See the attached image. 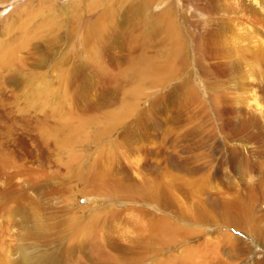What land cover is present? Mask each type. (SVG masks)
I'll list each match as a JSON object with an SVG mask.
<instances>
[{
    "label": "rangeland",
    "instance_id": "1",
    "mask_svg": "<svg viewBox=\"0 0 264 264\" xmlns=\"http://www.w3.org/2000/svg\"><path fill=\"white\" fill-rule=\"evenodd\" d=\"M0 46V264L264 255V0H0Z\"/></svg>",
    "mask_w": 264,
    "mask_h": 264
},
{
    "label": "bare ground",
    "instance_id": "2",
    "mask_svg": "<svg viewBox=\"0 0 264 264\" xmlns=\"http://www.w3.org/2000/svg\"><path fill=\"white\" fill-rule=\"evenodd\" d=\"M169 18H170V17H169ZM168 21H169V20H168ZM171 21H172V19H171ZM169 22H170V21H169ZM173 23H174V22H173ZM175 27H176V26H175ZM175 27H174L173 24H170V25H169V28H168L169 31H171L170 34L172 33L173 36H175L174 34L177 33V32L175 31V29H176ZM176 35H177V34H176ZM177 37H179V36H177ZM1 47H2V46H0V49H1ZM4 48H5V47H4ZM8 48H9V47H8ZM8 48H7V49H8ZM10 48H11V50H10ZM10 48L8 49V50H10V51L7 50V51H8V52H7L8 55H12V53L15 52V51H14V48H15V47H14V48L10 47ZM8 55H7V56H8ZM170 64H171V63H170ZM146 65H147V64H146ZM147 66H148V65H147ZM144 67H145V65H144ZM142 70H143V69H142ZM65 121H66V120H65ZM65 121H63V122H65ZM68 122H70V121H68ZM71 124H72V123H71ZM71 124L67 123V125H68L69 127H71V129H74V128H75L74 130H76V129L79 130V127H78V126L73 127ZM77 124H78V123H77ZM65 125H66V124H65ZM67 125H66V126H67ZM62 127H64V126H62ZM77 127H78V128H77ZM83 127H84V126H83ZM80 128H81V127H80ZM77 130H76V131H77ZM70 135H71V134H70ZM71 138H72V137H71ZM71 138H70V139H71ZM68 140H69V139H68ZM71 142H72V141H71ZM65 145H66V144H65ZM241 209H242V208H241ZM255 210H256V209H255L254 207L243 208L242 211H241V214H244V215L247 217V220H252V218L255 217ZM94 221H95V220H94ZM252 222H253V221H252ZM91 223H93V222H91ZM94 224H95V223H94ZM89 225H90V223H89ZM91 225H93V224H91ZM94 226H95V225H94ZM95 227H96V226H95ZM96 228H97V227H96ZM84 229H85V228H84ZM92 229H93V227H92ZM172 229H173V228H172ZM86 230H87V228H86ZM88 230L91 231V228L88 229ZM88 230H87V233H88ZM161 230H162V229H161ZM88 235H89V234H88ZM93 235H94V234H93ZM233 236H234V235H233ZM237 237H238V236H237ZM94 238H95V237H94ZM248 238H249V237H248ZM97 239H98V237H97ZM235 239H236V238H235ZM93 240H96V239H93ZM247 240L250 241V242H249L250 244L252 243L251 245L254 246V244H256L257 246H259L258 239H255V238L252 237L251 239H247ZM97 242H98V240H97ZM244 243H245V242H244ZM246 243L249 244L248 242H246ZM257 246H256V247H257ZM252 253L255 254V252H253V251H252ZM259 254H260V253H259ZM253 256H254V255H253ZM23 258H25V256H24ZM25 259H26V258H25ZM24 261L26 262V260H24ZM24 261H23V262H24ZM27 262H30V261H27ZM249 264H264V255H263V256H260V257L257 256L256 259H254V261H251Z\"/></svg>",
    "mask_w": 264,
    "mask_h": 264
}]
</instances>
